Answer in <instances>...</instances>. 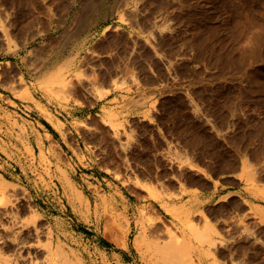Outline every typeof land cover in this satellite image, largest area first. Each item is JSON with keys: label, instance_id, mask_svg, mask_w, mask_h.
Instances as JSON below:
<instances>
[{"label": "rangeland", "instance_id": "1", "mask_svg": "<svg viewBox=\"0 0 264 264\" xmlns=\"http://www.w3.org/2000/svg\"><path fill=\"white\" fill-rule=\"evenodd\" d=\"M10 59L25 65L27 79L39 77L38 87L56 88L58 98L76 107L82 94L96 99L111 90L151 89L153 104L160 97L155 92L163 94L158 127L90 119L72 127L80 158L109 181L102 186L105 193L92 188L93 204L81 188L66 191L63 176L44 170L43 159L21 162L0 153V165H37L30 174L36 181L29 182L32 191L0 175L17 191L23 187L30 204L24 207L19 197L6 210L23 220H47L59 254L55 260L124 264L115 247L132 245L127 263L197 264L150 207L113 205L115 185L134 191L147 189L141 181L152 180L162 187L186 170L220 172L237 165L250 169L249 180L257 175L264 182V0H0V61ZM16 147L31 153L21 143ZM69 192L88 201L81 214L72 211ZM153 229L161 238L150 236ZM172 233L173 248H180L175 258L168 244ZM233 243L241 253L229 254L225 263L264 264V252H246L253 245L264 251V236ZM156 246L168 257L153 255Z\"/></svg>", "mask_w": 264, "mask_h": 264}, {"label": "crops", "instance_id": "2", "mask_svg": "<svg viewBox=\"0 0 264 264\" xmlns=\"http://www.w3.org/2000/svg\"><path fill=\"white\" fill-rule=\"evenodd\" d=\"M25 68L17 60L0 61V153L21 162L25 157L43 159L40 165L44 170L63 175L64 182L66 178L72 180L74 187L87 191L89 203H95L92 188L95 186L105 193L102 186L109 181L101 176L103 171L92 169L86 160L80 158L72 138V127L88 119L105 125H125L128 121L158 127L162 92H155L160 97L154 104L149 98L154 94L151 89L111 90L96 99L93 95L82 94L78 95L81 105L76 107L72 101H64L56 93L38 87L39 77L27 79ZM12 85L14 91L10 90ZM18 143L31 153L24 154L16 147ZM79 149L83 152L81 147ZM21 164L16 162L13 166L7 161L2 162L0 175L4 174L8 180L11 176L32 191L30 183L36 181L30 174H34L37 165ZM249 172L248 167L240 165L220 172L194 168L186 170V176L180 175L162 187L152 180L141 181L147 189L136 187L134 191L115 185L112 204L150 207L155 217L174 229L181 241L184 240L183 246L195 256L197 264H238L224 262L231 251L241 253L233 241L246 239L248 243H255L258 237L264 236V182L257 175L249 180ZM123 188L126 192L121 190ZM153 190L158 193L153 194ZM164 205L169 206L166 207L168 211ZM197 232L200 236L192 235ZM131 246H117L113 253L124 264H131L124 260L131 255ZM227 248L229 251L225 250ZM248 251L264 252L263 247L259 249L257 245ZM210 254L216 256L211 258Z\"/></svg>", "mask_w": 264, "mask_h": 264}, {"label": "bare ground", "instance_id": "3", "mask_svg": "<svg viewBox=\"0 0 264 264\" xmlns=\"http://www.w3.org/2000/svg\"><path fill=\"white\" fill-rule=\"evenodd\" d=\"M75 70V69H74ZM44 75L46 76V74L44 73ZM57 77V76H56ZM51 78V77H50ZM49 78V79H50ZM59 78V77H58ZM52 79V78H51ZM41 80V79H40ZM48 81V80H47ZM56 88H54L55 90ZM53 90V91H54ZM21 91V90H20ZM52 91V92H53ZM54 120V119H53ZM63 176V175H62ZM65 176V175H64ZM64 189L66 191H69L68 189L70 188H74L75 187L73 186V183H72V180L66 178V181L64 182ZM72 191V190H70ZM75 194V193H74ZM74 194H71L69 192V203L71 205V208H72V211L74 212V214H79L80 212L83 211V208H88V201L87 200H84L83 197H80L79 195H74ZM19 197H21V199L25 200V204H24V207H29V200H28V196L26 195L25 193V189L23 187H20L18 188V191L17 189H15V185H13L11 182L9 181H5L3 179L0 178V208H3L2 211H0V261L2 260H6L7 262L5 264H69V261H65V259L62 257H60V259L58 260H55L54 258L59 254H58V251L56 249H54L55 246H57L54 242H53V234L51 232L50 229L47 228L46 226V223H47V220L42 218L40 215H30L28 216V218L26 219H21L18 215H16V213L14 212H11V211H7L6 208L9 206V205H12V200H16V199H19ZM189 200V199H187ZM166 202V201H165ZM20 203V202H19ZM24 203V202H23ZM165 204V203H164ZM168 205V203H166ZM174 204V203H173ZM98 205V204H97ZM170 205V204H169ZM180 205V204H179ZM183 205V203H182ZM20 206V205H19ZM163 206V205H162ZM165 206V205H164ZM171 206V205H170ZM175 206H178L177 204ZM181 206V205H180ZM178 206V207H180ZM23 207V209H24ZM166 207H169V206H165L164 209ZM20 209V207H19ZM168 208H166L167 210ZM176 209V207H175ZM29 210V209H28ZM26 211V210H25ZM30 211V210H29ZM168 211V210H167ZM21 213V212H20ZM177 213V212H176ZM81 214V213H80ZM171 214V213H170ZM82 219V218H81ZM87 219V218H86ZM5 220V221H3ZM172 222V221H171ZM153 225V224H152ZM156 225V224H155ZM49 226V225H48ZM163 226V225H162ZM147 227V226H146ZM152 227V226H151ZM158 227V226H157ZM175 228V227H173ZM116 229H118L116 227ZM180 229V228H179ZM50 230V231H49ZM158 230V229H157ZM157 230L155 231L153 229V233L150 235L152 236L153 234H156L155 235V240H157V237L160 236L161 238V234L158 236V232ZM115 231V230H114ZM119 232V231H117ZM149 232V230H148ZM150 232H152V229H150ZM156 232V233H155ZM182 232V230H181ZM187 232V231H186ZM189 232V231H188ZM115 233V232H114ZM127 233V232H126ZM125 233V234H126ZM147 234V233H146ZM149 234V233H148ZM176 233H172V237L171 235H169L168 237V241H164L167 245V242L168 244H170V241H171V244L169 247L172 248L171 249H175L177 250L176 248H173V244L176 245V243H174L172 240L176 237L173 238V235L174 236H177L175 235ZM115 235V234H114ZM122 235V234H121ZM189 235V234H188ZM192 235H199V233H194ZM203 235V234H202ZM41 236H44L45 238V242L44 244H40V237ZM163 236V235H162ZM200 236V235H199ZM121 237V236H120ZM139 237V236H138ZM147 236H145L146 238ZM122 238V237H121ZM135 238V237H134ZM137 238V237H136ZM135 238V240H136ZM143 239V237H140ZM138 238V239H140ZM163 238V237H162ZM171 238V240H170ZM43 239V238H42ZM178 239V238H177ZM180 239V238H179ZM178 239V240H179ZM186 239V238H185ZM200 239V238H199ZM134 240V241H135ZM159 240V239H158ZM175 240V239H174ZM187 240V239H186ZM189 240V239H188ZM194 240V239H192ZM142 241V240H141ZM148 241V239H147ZM184 242V240H182ZM58 242V241H57ZM136 243L139 242L138 240L135 241ZM149 242V241H148ZM180 242V241H178ZM177 242V243H178ZM55 246H53L54 244ZM164 243V245H165ZM182 243V242H181ZM185 243V242H184ZM195 243V242H193ZM58 244V243H57ZM146 244L144 245V248L146 247ZM151 244V243H150ZM154 244V243H153ZM159 244V243H157ZM162 244V243H161ZM180 244V243H179ZM187 244V243H186ZM189 244V243H188ZM148 245V244H147ZM197 245V244H196ZM153 246V245H151ZM155 246V244H154ZM153 246V248H154ZM158 246V245H157ZM157 246L155 247L154 249V252H153V255L155 253V251L157 252L159 250V248H157ZM160 246V244H159ZM162 248L164 247L163 244L161 245ZM168 246V245H167ZM180 246V245H179ZM182 247V250L181 252H188V249L186 247H184L183 245H181ZM228 246V245H227ZM174 247H177V246H174ZM226 247V246H225ZM57 248V247H55ZM60 248V247H59ZM148 248V249H147ZM160 247V249H162ZM193 248V247H192ZM61 249V248H60ZM151 249V248H150ZM158 249V250H157ZM180 249V248H179ZM59 250V249H58ZM145 250H149V245L148 247H146ZM163 250H166V246L165 248H163ZM170 252L169 253V250L165 251V252H168L170 255L174 256V258L176 257V253L178 252ZM225 250H228L229 249H225ZM232 250V249H231ZM153 251V250H152ZM160 251V250H159ZM162 251V250H161ZM160 251V252H161ZM180 251V250H178ZM218 251V250H217ZM247 251V250H246ZM6 252H8L9 254H6ZM146 252V251H145ZM148 252V251H147ZM150 252V251H149ZM180 252V253H181ZM214 252V251H213ZM211 252V253H213ZM232 252V251H231ZM230 252V254H231ZM158 254L165 256L164 252L163 253H159L157 252ZM157 253L156 256L158 255ZM224 254V252H222ZM234 253V252H232ZM151 254V252H150ZM197 254V253H196ZM215 254V253H214ZM220 254V253H219ZM152 255V256H153ZM185 255V253H184ZM201 255V254H200ZM245 255V254H244ZM55 256V257H54ZM162 256V257H163ZM216 256V255H214ZM258 256V255H257ZM149 257V255H148ZM159 257V256H158ZM165 257H168L167 254ZM181 257H183V255H181ZM191 257V255H190ZM206 257V256H205ZM262 257V256H261ZM57 258V257H56ZM66 258V257H65ZM155 260H157L155 258V256L153 257ZM164 258V257H163ZM173 258V259H174ZM180 258V257H179ZM244 258V257H243ZM67 259V258H66ZM146 259V257H145ZM150 259V258H149ZM153 259V260H154ZM167 259V258H166ZM177 259V258H176ZM181 259V258H180ZM217 259V258H216ZM219 259V258H218ZM258 259V258H257ZM264 259V258H263ZM151 260V259H150ZM163 259L159 258V261H161ZM181 260H184L181 259ZM204 260V259H203ZM212 260V259H211ZM165 261V259L163 260ZM163 261H161L163 263ZM186 261V260H185ZM184 261V262H185ZM214 261V260H212ZM211 261V263H212ZM218 261V260H216ZM147 262V261H146ZM152 262V261H151ZM1 264V263H0ZM73 264V263H71ZM79 264V263H78ZM187 264V263H186ZM203 264H205L203 262ZM208 264V263H207ZM214 264V263H213Z\"/></svg>", "mask_w": 264, "mask_h": 264}]
</instances>
